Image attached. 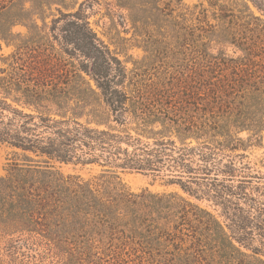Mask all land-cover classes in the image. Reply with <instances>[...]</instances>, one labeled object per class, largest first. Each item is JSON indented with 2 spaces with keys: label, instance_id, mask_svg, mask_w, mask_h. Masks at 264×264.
<instances>
[{
  "label": "trees",
  "instance_id": "trees-1",
  "mask_svg": "<svg viewBox=\"0 0 264 264\" xmlns=\"http://www.w3.org/2000/svg\"><path fill=\"white\" fill-rule=\"evenodd\" d=\"M115 1L144 34L150 58L212 59L215 77L207 90L217 107L209 118L197 117L176 83L129 76L78 12L56 9L60 16L51 22L78 66L58 73L57 52L42 55L46 65L26 63L25 42L13 28L36 30L38 19L47 27V11L65 0H0V41H16L19 51L8 68L0 67V145L23 152L25 162L0 175V234L44 249L56 264H128L129 256L137 264H264V204L245 191L246 181L197 189L221 209L223 225L177 193H134L107 170L84 179L55 168L164 171L166 184L191 195L212 168L198 177L197 150L188 144L202 141L209 162L211 145L237 150L264 132V21L251 9L264 13V0H208L192 8L182 0ZM158 28L175 43L159 47ZM209 44L220 49L210 53ZM241 133L249 135L245 141ZM225 167L233 180V164Z\"/></svg>",
  "mask_w": 264,
  "mask_h": 264
},
{
  "label": "rangeland",
  "instance_id": "rangeland-1",
  "mask_svg": "<svg viewBox=\"0 0 264 264\" xmlns=\"http://www.w3.org/2000/svg\"><path fill=\"white\" fill-rule=\"evenodd\" d=\"M207 1L182 0V3L186 7L192 8L194 5L199 4L207 6ZM56 9L63 14L78 12L79 17L89 25L97 38L121 61L129 76L137 74L139 79L154 85L171 86L172 83H176L175 87H181L180 97L184 101L191 103L185 104L187 109L193 110L197 117L209 118L212 115L213 108L217 107V104L212 100V91L207 90L215 77L212 74V59L186 58L178 60L166 59L163 55L150 58L142 42L145 39L144 34L136 32L130 22L128 12L118 7L115 0H65L63 5H54L50 11H47L45 15L47 27H42L39 19L37 24L40 27L36 30L29 31L24 26L14 27L13 33L20 35L22 42H25L21 54L26 63L32 61V63L46 65L42 55L47 52L51 54L57 52L61 56L58 59L61 66L55 67L58 73H60L61 69L63 71H71L73 65L78 66L77 56L70 57L64 53L65 51L71 53V47L63 41V34L58 30L60 27L56 29L52 26V20L60 16ZM251 9L256 17L264 21V13L258 12L253 6H251ZM189 21L193 23L190 19ZM179 28L184 29V27ZM150 30L148 29V31ZM143 31L148 35L147 28ZM157 31L161 36L156 35L154 38L156 41L154 42L159 47H162L163 43H175V40H168L162 37L164 34L163 30L158 28ZM208 49L210 53H214L220 47H212V44H209ZM223 51L232 56L231 49H223ZM18 52L16 41L12 43L0 41V67L3 69L8 68L10 56ZM208 67L210 68L208 69ZM85 79L88 80V77H85ZM90 84L93 86L92 81H90ZM192 93H194L193 96ZM248 136L246 133L238 135L244 141ZM250 140L243 144L241 148H237V150L221 148L214 144L211 145L212 154L209 162L204 161V155L208 151L205 150L202 141L188 144V148L194 147L197 150L192 163V168L195 169L196 175L203 177V169L208 165L212 168L210 180L200 181L198 186H192L191 189L194 194L191 195L182 191L177 185L166 184L168 176L164 171L158 174H148L122 169L114 165L101 167L99 165L54 164V166L64 175L75 174L84 179H92L97 177L102 171L107 170L109 174H116L119 180L134 193H139L146 189L153 193H177L185 200L208 210L225 225L228 223L220 217L221 209L214 205L212 198L203 196L198 190L207 189L206 186L208 185L211 190L214 189V186L219 185L237 186L240 181H246L243 182L245 183V191L251 194L260 203V206H263L264 132L256 138L252 136ZM217 148H220V150ZM22 153L7 145H0V175H7V171L13 163L25 164ZM27 155L35 161L41 160V158H35L32 154ZM230 163L233 164L235 169L231 178L233 180H228L230 179L227 174L229 170L228 167H225L230 166ZM17 240V235L10 237L0 234V253L4 264H56V259L53 255L44 249L27 246ZM253 246L257 247V243H254ZM125 260L128 264L138 263V259L132 256L125 257ZM107 262H112V260H107ZM96 264L103 263L97 261Z\"/></svg>",
  "mask_w": 264,
  "mask_h": 264
}]
</instances>
